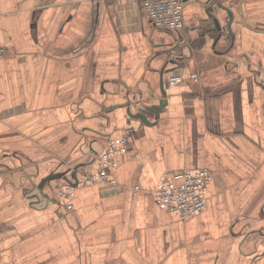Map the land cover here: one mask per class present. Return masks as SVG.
<instances>
[{
	"label": "crops",
	"instance_id": "1",
	"mask_svg": "<svg viewBox=\"0 0 264 264\" xmlns=\"http://www.w3.org/2000/svg\"><path fill=\"white\" fill-rule=\"evenodd\" d=\"M140 1L0 0V264H264V0H219L233 38L206 0H185L180 33ZM152 95L150 124L127 115ZM121 137L116 186L75 188L65 208L59 188ZM200 168L202 212L157 206L162 178Z\"/></svg>",
	"mask_w": 264,
	"mask_h": 264
},
{
	"label": "built area",
	"instance_id": "2",
	"mask_svg": "<svg viewBox=\"0 0 264 264\" xmlns=\"http://www.w3.org/2000/svg\"><path fill=\"white\" fill-rule=\"evenodd\" d=\"M184 2L185 0H141L138 7L142 16L148 19L154 28L180 33L183 30ZM4 49L0 45V60L6 54ZM189 79L197 81V73H190ZM183 80L180 74H173L169 77L167 84L178 86L183 83ZM127 144L126 137L110 139L99 155L95 172L83 173L72 185L59 188L57 195L64 202L65 208H71V198L75 188L97 183L106 184L109 187L116 186L111 174L115 170L119 157L126 152ZM212 179V172L204 168L174 171L162 178L153 191L155 203L164 211L175 214L182 221L190 219L203 211L207 188Z\"/></svg>",
	"mask_w": 264,
	"mask_h": 264
},
{
	"label": "water",
	"instance_id": "3",
	"mask_svg": "<svg viewBox=\"0 0 264 264\" xmlns=\"http://www.w3.org/2000/svg\"><path fill=\"white\" fill-rule=\"evenodd\" d=\"M207 5V11L209 12L210 16L212 17L213 23H214V27L215 30L218 33V36H221V31L223 29H225L228 33V35H230V38H233L232 36V29H231V25H232V20H233V16H232V12L230 11L229 8L223 6L219 0H206L205 2ZM222 10L227 14V18L228 21L226 23V26L224 28H222L217 20V18L215 16H213L212 14H214L215 10ZM167 83H165L162 79H160L159 81V93L160 96L162 98H164V96H166L165 93V87H166ZM152 100H156L158 103H151L150 105H141L140 109L138 110V112L136 111L135 113H131L128 104H126L127 110L125 111L127 113V115L135 120H139V122L143 125H147L150 124L148 119H147V115L146 113L149 112L152 115H154L155 119L158 117L160 111L163 109L164 103L162 101V99L160 97H155L154 95H152L150 97ZM76 168L71 172V177L73 178L75 176V171ZM60 176V177H64L65 174L64 173H58V174H50L44 178H42L38 184V188L40 189L42 187V184L44 183H49V181H52L55 177ZM71 185V183H69Z\"/></svg>",
	"mask_w": 264,
	"mask_h": 264
}]
</instances>
